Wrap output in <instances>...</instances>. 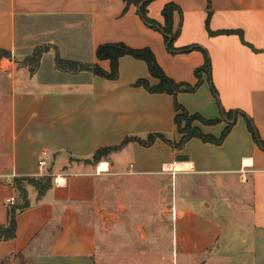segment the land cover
Instances as JSON below:
<instances>
[{
    "label": "crops",
    "instance_id": "0c3cea01",
    "mask_svg": "<svg viewBox=\"0 0 264 264\" xmlns=\"http://www.w3.org/2000/svg\"><path fill=\"white\" fill-rule=\"evenodd\" d=\"M168 2L179 8L173 12L172 29L179 26L174 46L197 45L209 58V70L200 71L193 91L151 92L136 85L143 79L154 86L158 79L144 60L128 54L118 57L115 79L55 68L56 52L108 71L109 61L95 57L96 47L123 43L148 48L173 82L195 85L202 51L168 52L162 33L140 18L138 5L0 0V49L10 54L0 58V225L9 220L6 198L20 202L14 178L50 179L40 198L33 186H24L28 205L14 213L13 238L0 239V264H97L109 225L122 230L119 215L127 212L156 222L180 173L238 177L233 192L241 190L250 201L251 224L259 232L243 242L259 247L221 250L218 221L173 203L177 216L168 222L164 264H264V0H150L147 16L163 24L161 9ZM220 30L234 32L208 33ZM38 47L44 51L31 72L21 62ZM181 110L193 117L191 127L213 139L231 124L220 142L192 136L176 148L182 133L174 117ZM148 135H155L149 144L137 140ZM126 136L134 139L91 161L95 150L118 146ZM42 149L47 165L39 170ZM177 153L187 159L176 161ZM138 256L146 264L150 253L131 257Z\"/></svg>",
    "mask_w": 264,
    "mask_h": 264
},
{
    "label": "rangeland",
    "instance_id": "374dc122",
    "mask_svg": "<svg viewBox=\"0 0 264 264\" xmlns=\"http://www.w3.org/2000/svg\"><path fill=\"white\" fill-rule=\"evenodd\" d=\"M24 63H26L25 60L21 62V64ZM43 177L45 176L41 178ZM238 180V177L195 173L178 174L177 185L172 186V196L167 201L169 205L167 208L158 210L159 212L155 216L156 222H151L150 219L142 215L137 218L132 217L127 212L119 215V218L125 220L122 230L119 225V231L115 232V225H109L110 233L107 243H103L101 255H99L100 253L96 255L97 264H135V262L142 264L140 256L131 257L138 251L150 253L148 259L146 258L143 263L164 264L168 260L166 257L168 243L165 242V236L170 230L168 222L173 223L175 214L177 216V209H173V203L183 207L191 206L218 221L223 230L219 246L221 250L247 252L249 249L258 248V242H254L255 245L243 242L248 238L255 240L252 238H255L259 232L251 224L250 201L245 200L241 190L238 191V194L233 192ZM235 189L237 190L238 187ZM151 234L154 236L151 237ZM121 254L129 257L130 261L121 259Z\"/></svg>",
    "mask_w": 264,
    "mask_h": 264
},
{
    "label": "trees",
    "instance_id": "16d2710c",
    "mask_svg": "<svg viewBox=\"0 0 264 264\" xmlns=\"http://www.w3.org/2000/svg\"><path fill=\"white\" fill-rule=\"evenodd\" d=\"M126 5L129 3H133L137 7L138 14L142 21L160 31L162 33L164 43L166 45V49L170 53H177V52H184L189 51L192 49H200L202 51L204 61L200 68H198L195 71V75L197 77V82L195 85H184V84H178L173 82L171 79H169L160 66L156 63L154 56L152 52L148 48H138L133 49L129 48L123 43H103L99 44L95 49V57L99 60L101 59H107L109 61V69L108 71L102 70L99 68L96 64H88V63H80L72 60H67L59 57L57 53L55 52L54 55V65L55 68L63 71H69V72H76V71H91L94 74L100 75L107 79H115L117 77V59L121 55L128 54L131 55L134 58H138L141 60H144L149 73L158 79V83L154 86H148V83L143 80L139 79L135 82L136 85H143L145 86L149 91L151 92H166V93H175L176 91L184 90V91H193L195 87L200 83L199 80V73L200 71H208L209 70V58L204 50H202L199 46L190 44L185 45L181 47L174 46V40L176 39L178 33H179V26L173 30L172 29V22H173V12L177 11L179 12V8L176 4L173 2H168L163 5L161 9V15L163 18V24H160L156 22L155 20L149 18L146 14V5L148 1L150 0H123ZM234 31L229 30H220L216 32L208 31V33L211 35L214 34H222V33H231ZM44 51V48L38 47L35 48L32 53L25 58V65L28 66V69L32 72L38 65L40 57ZM2 57H10V54L7 50L0 49V58ZM177 107V106H176ZM193 119L192 116H189L185 111L181 110L180 113L176 114L174 117V123L176 124L177 131L179 133H182V136L180 140L174 144V147L181 148L183 142L192 136L200 137L203 140L206 141H215L220 142L221 138L227 133L229 126L231 122H229L222 132L221 136L218 139H213L208 136H204L200 133V131L197 128L191 127L190 122ZM182 121H184V125H182ZM248 128L252 134V136L255 138L256 131L254 130L253 124L248 121ZM157 135V134H155ZM155 135H148L147 140H141L137 139L140 143L143 144H149L152 140V138ZM131 139H134V137L126 136L120 145L118 146H107L102 147L97 150H95L92 154L91 161H98L101 157H106L108 153L116 150L121 145L125 144L126 142L130 141ZM256 139V138H255ZM259 144L261 148L264 149V141L259 140ZM13 183L16 186V189L18 191L20 202L18 204L8 205L9 208V220L6 225H0V239H11L14 236V230H15V223H14V213L16 211H20L27 207L28 200L26 199V191L24 189V186L26 184H29L33 186L37 192V198H40L45 191L50 186V179L48 176H45L43 178L38 177H18L13 179ZM15 203V202H14Z\"/></svg>",
    "mask_w": 264,
    "mask_h": 264
},
{
    "label": "built area",
    "instance_id": "2783aa9c",
    "mask_svg": "<svg viewBox=\"0 0 264 264\" xmlns=\"http://www.w3.org/2000/svg\"><path fill=\"white\" fill-rule=\"evenodd\" d=\"M47 157L48 151L46 149H42L37 155V166L39 170H42L47 165ZM7 205H13L15 202L14 196H10L5 200Z\"/></svg>",
    "mask_w": 264,
    "mask_h": 264
},
{
    "label": "water",
    "instance_id": "95a60500",
    "mask_svg": "<svg viewBox=\"0 0 264 264\" xmlns=\"http://www.w3.org/2000/svg\"><path fill=\"white\" fill-rule=\"evenodd\" d=\"M174 159L176 161L186 160L187 159V155L184 154V153H177V154H175Z\"/></svg>",
    "mask_w": 264,
    "mask_h": 264
}]
</instances>
